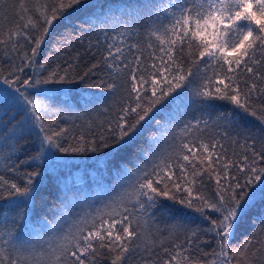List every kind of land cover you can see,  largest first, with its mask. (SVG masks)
<instances>
[{"label":"snow or ice","instance_id":"snow-or-ice-1","mask_svg":"<svg viewBox=\"0 0 264 264\" xmlns=\"http://www.w3.org/2000/svg\"><path fill=\"white\" fill-rule=\"evenodd\" d=\"M81 2L35 0L29 8L22 0L19 24L0 31V50L15 54L13 60H21L7 75L0 71V82L11 89H0V113L7 115L15 110L22 117L0 134V145L10 147L11 153L18 150L19 140L33 134L37 147L29 164L41 161L50 149L78 154L96 153L113 144L126 147L135 139L134 134L155 120L153 113L160 111L158 106L169 97L170 102L180 100L189 91L205 108H212V101H227L264 124V115L258 116L254 110V101L264 96V74L256 70L264 63V0H147L141 5L142 12L129 14L137 21L141 16L145 20L143 43L139 42L140 33L133 25H122L120 17L106 13L100 23L108 24L111 17L113 32L119 31L105 42L102 64L94 63L83 73H73L69 65L62 72L58 69L49 72L42 80L22 79L25 68L36 64L53 24L67 9ZM101 33L105 37L109 35L105 28H101ZM130 39L135 42H129ZM25 43L30 48L21 52ZM194 66L196 73L192 70ZM39 67L44 69L46 65ZM98 67L106 69L113 82L89 84ZM201 68L204 75L199 72ZM209 70L211 75L207 74ZM77 79L89 88H102L110 93L122 87L125 95L115 127L107 129L109 135L95 138L80 135L65 145L62 141L68 129L54 128L57 121L46 119L53 105L36 97L47 98L48 89H41V84H70ZM197 81L200 83L194 86ZM33 88L39 90L33 94L29 91ZM180 89L184 92H179ZM80 102L91 105L95 100L81 96L76 103ZM62 104L71 109L72 97L68 96ZM261 108L264 109V104ZM226 120L231 122L227 114H216V122ZM209 124L208 119L188 122L181 135L191 138H182L171 152L150 166H141L135 173L127 168L117 172L122 190L94 214L86 213L66 230L57 231L58 225L53 224L47 239L21 241L15 223H4L0 227V264H98L105 250L110 264H129L137 255L142 264H157L156 259H148L153 256L162 259L163 264H193L192 253L202 251L200 244L206 243L201 233L210 234L215 244L211 253H204L210 257L208 264H256L257 260L264 264V215L258 217V227L239 247L231 246L256 198L264 200V164L261 163L264 152L245 141L240 145L244 149L241 154L229 155L221 142L227 138V132L219 140H206L202 135ZM10 171L17 169L12 167ZM40 175L39 171L24 173L23 185L0 175V199L7 197L10 206L22 209L16 219L26 217L23 209L35 191L33 178ZM198 177L214 179V201L193 194L196 184L204 183ZM251 188L254 190L250 192ZM162 200L199 213L209 226L188 230L179 243L174 237L180 227L174 226L169 232L171 247L163 246L164 241L153 244L147 237L155 210L165 213L171 210V205L162 204ZM209 210L217 214L215 218L207 214ZM65 218L62 213L61 220ZM157 246L161 247L163 256L155 252Z\"/></svg>","mask_w":264,"mask_h":264},{"label":"trees","instance_id":"trees-1","mask_svg":"<svg viewBox=\"0 0 264 264\" xmlns=\"http://www.w3.org/2000/svg\"><path fill=\"white\" fill-rule=\"evenodd\" d=\"M93 5L90 0H82L81 4L67 9L64 14L69 15L65 21L66 25L60 26L54 33L52 32L59 24L63 16L56 21L49 32L44 44L40 49V54L36 59V64L32 68H25L21 78L44 79L53 70L61 72L72 65L70 71L73 73H83L94 63H101V54L105 52V42L118 34L112 30V19L108 24H101L100 20L105 19L106 13L115 14L120 17V24H131L140 33L139 42H144L146 29L144 18L137 21L130 18L129 14L142 12L141 5L147 0H95ZM22 0H0V31H7L15 28L19 24L20 4ZM29 8L33 6L35 0H23ZM89 4V5H88ZM88 5V6H87ZM63 14V15H64ZM99 18V19H97ZM101 28L107 29L109 35L105 37L101 33ZM129 42H135L129 40ZM30 45L24 44L20 51H27ZM15 54H5L0 50V71L7 75L10 70H14V64L21 63L19 58L13 60ZM147 55V53H145ZM207 59V57H205ZM203 64V61H200ZM45 64L44 69L39 65ZM193 73L197 72V67H193ZM264 74V63L256 68ZM204 75V69H199ZM95 75L89 78V84L110 83L112 78L107 75V70L98 67ZM211 75V70L208 71ZM191 79V78H190ZM119 83V82H118ZM200 81H197V85ZM41 89H48L47 98L37 96L38 100L53 105V111L46 114V119L57 121L54 128H67L65 140L67 145L73 142L72 137L83 135L85 138H95L100 134L109 135V126L115 127L122 97L125 95L122 87L115 93H110L102 88H89L82 81L77 79L70 84H41ZM0 89H9L8 85L0 82ZM39 89L33 88L29 91L35 94ZM184 92V89L178 90ZM175 95V94H174ZM68 96L72 97L73 106L71 109L64 108L62 101ZM81 96H88L95 100L94 104L84 105L82 102L76 103ZM165 101L158 106L160 111L153 113L155 120L148 126L143 127V131L134 134L135 139L126 147L113 144L110 148H101L96 153H61L55 149H50L45 153L41 161H34L29 164L31 156L35 155L37 141L35 135L25 136L16 144L17 151L11 153L10 147L0 145V175L5 179L24 184V173L39 171L40 176L34 177L35 191L30 198V203L23 211L26 213L24 219H16L22 211L20 207H12L11 201L5 197L0 199V227L4 223L9 225L15 223V229L21 241L36 242L40 239H47L50 235V228L57 224V231L66 230L72 226L86 213H95V210L103 207L111 198L115 197L121 189V181L117 179V172H123L127 168L132 173L137 172L141 166H150L154 160L160 156L171 152L182 138L188 139L191 136L182 132L188 122L195 123L196 120L208 119L210 124L202 134L204 138L221 139L224 132L228 133L226 139L221 142L227 148L229 155L235 153L237 156L244 149L240 147L245 141L254 146L257 151L264 152V124L259 119L251 115L240 112L227 101H212V108H205L202 102L193 97L189 91L185 97L175 102ZM264 96L254 101V110L258 116L264 115ZM61 105V107H60ZM107 109V111H105ZM227 114L229 121L216 122V114ZM14 117V119H13ZM163 117V119H162ZM21 114L11 110L7 115L0 113V134L10 129L20 119ZM158 122V123H157ZM146 124V122H144ZM219 123V126H217ZM234 141L238 143H234ZM251 155V153H248ZM264 164V161H261ZM12 167L16 172L10 171ZM207 175V174H205ZM134 180V177H130ZM204 180L203 185L199 183L193 188V194H201L209 200L216 199V185L214 179L198 177L197 180ZM127 184L125 183V187ZM254 188L249 189L253 191ZM24 199V198H17ZM162 204L171 205V210L167 213L160 209L155 210L153 222L149 228L147 239L158 245L164 241L165 247H171L172 241L169 239V232L174 226H179L174 237L175 242L184 240L188 230L193 228H207L209 222L204 220L199 213L191 209L183 208L182 205H174L171 201L162 200ZM176 209L180 211L177 212ZM62 213L66 216L61 220ZM6 214V215H5ZM215 218L217 214L210 210L207 213ZM264 215V200L256 198L254 206L249 210L247 217L243 221V226L236 233L231 241L233 248L239 247L243 241L252 234L258 227V217ZM159 229V231H157ZM238 234V235H237ZM201 239L206 243H201L202 251L192 253L193 264H208L209 256L204 253H211L215 244L211 235L201 233ZM152 246V245H150ZM155 252L162 253L161 247H155ZM109 254L105 253L98 258V264H110ZM148 259H156L157 264H163L162 259L155 256ZM129 264H142L140 256H135ZM259 264V261H256Z\"/></svg>","mask_w":264,"mask_h":264},{"label":"rangeland","instance_id":"rangeland-1","mask_svg":"<svg viewBox=\"0 0 264 264\" xmlns=\"http://www.w3.org/2000/svg\"><path fill=\"white\" fill-rule=\"evenodd\" d=\"M90 2L93 4V5H95V3H96V1L95 0H90ZM89 5V4H88ZM87 5V6H88ZM68 16L69 15H67V14H64L63 15V18H61V20L59 21V24H58V26L52 31V32H50V33H54L56 30H58L59 28H60V26H65L66 25V20L68 19ZM60 107H61V105H60ZM245 220V219H244ZM238 235V234H237Z\"/></svg>","mask_w":264,"mask_h":264}]
</instances>
